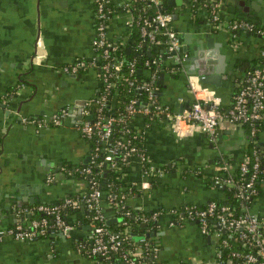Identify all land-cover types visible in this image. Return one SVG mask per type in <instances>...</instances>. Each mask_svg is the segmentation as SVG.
I'll return each instance as SVG.
<instances>
[{
	"label": "crops",
	"instance_id": "0c3cea01",
	"mask_svg": "<svg viewBox=\"0 0 264 264\" xmlns=\"http://www.w3.org/2000/svg\"><path fill=\"white\" fill-rule=\"evenodd\" d=\"M196 1L175 0L171 5L166 0L170 11L176 13L172 27L179 35H187V39L183 36L182 39L189 43L188 53L194 56L196 52L187 64L195 70L200 64L208 67L209 75L214 76L215 82L203 83L208 86L201 87L198 94L206 99L215 98L221 108H226L241 75L258 62L264 50L263 35L247 29L234 34L227 25L231 20L245 19L264 29V0H218L224 24L217 30L208 28L210 12L202 5H194ZM120 2L110 0L116 9L110 15L107 35L127 52V48L135 50L133 28L126 22L127 14L118 9ZM93 5L91 0H0V226L13 225L26 216L13 217L18 207H14L12 213H6L3 208L7 204L4 193L10 191L8 187L14 183L25 184L27 193L38 196L43 202L86 189L84 178L60 168L63 163L83 166L84 159L90 155L89 142L72 124L78 120L86 100L98 94L101 83L97 67L70 74L64 72L62 66L78 57L89 59L93 55ZM203 35L212 36L213 43L207 45L204 38L198 46L197 39L206 37ZM192 46L197 47L193 50ZM144 52L150 57H163L165 66L161 65L156 72L155 82L159 101L176 110L180 104L189 105L193 96L188 90V76L198 74L189 72L191 69L183 65L176 73L168 71L166 49L161 42L149 43ZM135 55L140 57L136 50ZM138 68L141 71L137 73L143 79L153 71L151 67ZM161 73L163 77L159 79ZM2 103L6 106L2 107ZM62 107L68 108V114L58 125L38 126L17 120L18 116L44 118L47 123L51 114ZM5 108H9V113ZM132 120L142 134L149 160L164 167V171L150 181L149 187L142 184L148 176L137 157L127 162L122 173L125 184L133 187L125 194L129 210H166L154 228L159 234L151 236L159 245L155 259L162 264L200 261L216 264L220 235L202 233L194 221L177 222L171 210L186 203L200 204L210 198H222L223 192L211 182L210 175L220 171L222 165L230 171L238 167L247 156L252 136L243 125L228 121L221 122L212 137L199 127L177 133L165 121L147 123L141 116ZM255 140L264 148V122ZM47 164L51 170L44 169ZM49 175L53 176L52 181H47ZM258 184L259 191L249 209L264 221V177ZM77 233L87 238L90 235L88 224ZM90 263L88 257L75 250L74 241L58 231L34 240L11 236L0 240V264Z\"/></svg>",
	"mask_w": 264,
	"mask_h": 264
},
{
	"label": "built area",
	"instance_id": "2783aa9c",
	"mask_svg": "<svg viewBox=\"0 0 264 264\" xmlns=\"http://www.w3.org/2000/svg\"><path fill=\"white\" fill-rule=\"evenodd\" d=\"M94 4V35L92 38L93 55L89 58L78 57L72 62L62 66L66 73L76 74L88 67L98 68V77L101 83L99 95L94 98V109L90 110L92 98L86 100L80 111V117L73 122V126L79 130L83 137L97 135L102 143L101 150L104 151L103 158L98 160V145L90 154L89 160L101 165L103 162L113 163L114 155L123 149V157H137L145 176L143 185L149 187L150 176H156L164 171L162 165L152 163L146 155L143 144V150L139 147L127 144L118 138H113L114 125L117 122L125 121V116L133 119L134 116H141L147 123L165 121L177 131L183 133L199 127L203 132L213 137L219 125L223 121L232 124L248 125L251 136H256L257 131L264 122V50L261 52V63L248 67L238 80L236 90L233 94L230 105L221 108L215 98L206 99L201 97L198 92L201 90V81L199 75L188 76V90L193 99L189 105L181 110L173 109L167 104L159 101L156 93L157 71L161 69V55L147 56L142 63H138L134 57L125 63L124 59L117 54V49L122 45L109 39L107 32L109 26L110 0H91ZM132 1L139 0H121L120 7L127 14L128 25L137 27L139 38L132 47L143 54L149 43L161 42L166 49L165 60L168 62L167 69L172 73L181 68L186 53L182 51V40L178 32L172 27L173 14L170 10L162 9V0H147L146 4L131 9ZM195 4L202 5L209 10L208 28L217 30L223 27L224 20L221 15V7L218 0H198ZM148 8L153 9L148 13ZM228 29L234 34L241 30H255L258 34L264 36V29L257 27L251 21L245 19L231 20L227 25ZM125 63V64H124ZM127 66L129 77H126L129 88L133 87L143 91L146 95V102L137 104L136 98H131L125 104V116L105 113L109 104L110 89L117 86V79L120 78V70ZM140 66L151 67L153 69L149 77L137 79L133 76ZM203 88V87H202ZM99 89V90H100ZM68 108L62 107L55 111L49 117L48 122L44 118L22 117V123L33 122L38 126L52 124L58 125L66 118ZM90 116V117H89ZM259 150L254 148V160L250 161L246 156L238 164L239 174L237 177L224 165L220 171L225 173L215 174L213 183L218 187L230 185L237 190L236 195L244 200L251 201L258 193L255 182H258L259 173L264 171L258 159ZM80 172L89 175L92 172L90 165L82 166ZM195 173L200 172L195 170ZM151 176V177H152ZM53 176L49 175L47 181H52ZM90 190L79 191L76 195H65L55 202H34L24 204L16 208V215L32 216L35 213H41V217H32L26 224L18 220L13 225L0 226V240L4 236H11L18 240H34L45 236L49 230H55L74 241V225L65 215L64 210L68 208L83 207L87 212V221L90 228L88 243L82 240L74 241L75 250L88 257L90 264H161L155 259L159 251V246L151 242L147 235L129 232V217L132 211L125 204V193L108 192L106 199L114 208V216L122 217L115 223L126 224L125 230L110 228L106 223L107 215L104 213L100 204L102 189L100 183L94 176L89 178ZM241 211L233 215L230 206L224 204L218 207L215 200H209L204 206L197 203H186L180 207L171 210L176 217L177 222L194 221L198 224L202 233H215L220 235L221 230H236L238 238L250 250L242 252L241 250H231L230 255L239 259V263H233L231 258H224L223 250L219 248L217 252L216 264H264V221L257 213L249 209V205L241 203ZM166 210L159 208L151 212L138 211L135 218L142 223H153L154 228L158 226L159 216ZM216 218L217 228L212 229L208 221L209 217ZM51 218V220H49ZM226 239L220 240L219 246L226 244ZM201 262V261H200ZM200 262L192 264H202Z\"/></svg>",
	"mask_w": 264,
	"mask_h": 264
},
{
	"label": "trees",
	"instance_id": "16d2710c",
	"mask_svg": "<svg viewBox=\"0 0 264 264\" xmlns=\"http://www.w3.org/2000/svg\"><path fill=\"white\" fill-rule=\"evenodd\" d=\"M147 2V0H139L137 2L132 1L130 7L131 9L135 12V8L136 7H140L145 5ZM94 6V5H93ZM109 9H110V15L115 11L116 6L113 3H109ZM118 9L120 11L123 12V10L121 9V7ZM162 9L164 10H171V7L169 5H167L166 0H162ZM153 9L148 8V13L152 12ZM139 38V30L137 27H133L132 30V43H135ZM117 54H119L126 62H128L129 60H131L132 58L136 57L138 63H142L144 61V59L147 57L146 53L144 52L140 57H138L137 55H135V50L126 52L123 48L121 49H117ZM262 58L260 57L258 62L255 65H258L261 63ZM124 63V64H125ZM162 66H165L164 63L162 62ZM251 67V66H250ZM120 78L117 79V86H114V88L110 89V93H109V106L108 109L106 110L105 113L109 114V113H113V114H118V115H122V117L125 116V104L131 99V98H136L137 99V104H143L146 102V95L143 91L137 90L133 87L129 88L128 84H127V80L126 77H129L128 74V69L127 66H123L122 69L120 70ZM133 76L136 77L137 79L141 80L143 79V77L141 76V74L134 72ZM99 78V77H98ZM103 89H100L98 94L99 95ZM96 96L92 97V103L90 104V110L94 109V98ZM159 97V96H158ZM137 117L134 116L133 119H136ZM144 120H147L144 118ZM135 120L129 119L128 116H125V121H120L115 123L114 125V132L112 137L113 138H118L121 139L122 141L126 142L127 144H132L135 145L137 147H139L140 149L143 150V146L141 145V138L139 136V131L134 127L135 125ZM146 122V121H145ZM244 126V125H243ZM244 127H246L247 131H249V126L245 125ZM250 133V132H249ZM257 135V133H256ZM256 136H252L248 146H247V156L249 157L250 161L254 160V154H253V149L256 148L259 150V154H258V159L260 161V165L262 167H264V148H261L259 145V142H257L255 140ZM86 138V140L89 142V148H90V154L94 151V147L96 145H98L100 147V149L97 151L98 153V160H101L103 158V154L104 151L101 150V146L102 143L98 140L97 135L93 134L91 137H84ZM123 149L116 155H114L113 158V163L109 164V162H103L101 165L96 164L95 162H91L90 160L86 163L87 165L91 166L92 172L89 175L83 174L82 172H80V169L82 168V166H77V167H72L68 164L63 163L62 164V168H60L63 172L67 173H71V174H75V175H80L82 178H84L86 180V191L90 190V184H89V178L90 176H94L97 180L98 183H101L102 179H103V173L104 171L106 172L105 175V184L106 186L103 188V186H101L102 189H104L107 193L108 192H123L125 194H127L128 192L132 191L133 187H130L128 185H126L125 180L122 178V173L127 165V162L132 159L131 157H123ZM105 163V164H104ZM225 173V170L223 171H218L216 173H214L212 176L210 175V179L211 182H213V177L215 174H221V173ZM233 173V176L237 177L239 174V167H236L233 171H230ZM199 174H201V172H198ZM259 178H258V182H255V185L259 191L258 188V183L259 181L264 177V171H262L261 173H259ZM152 176V175H151ZM149 177L150 180H152L154 178V176ZM218 187V186H217ZM220 188V187H219ZM221 191L223 192L222 198H210L209 200H215L218 207L220 205H228L230 206V208L232 209V213L233 215L238 214L241 211V203H247L250 206V202L251 201H244L242 199H240L236 193L237 190L230 186V185H226L225 187H221L220 188ZM79 191H71L69 193H67L66 195H71L74 196L78 193ZM65 196V195H64ZM62 198V197H61ZM59 199H54L52 201L49 202H55L60 200ZM209 200H207L206 202H208ZM107 202V199H106ZM206 202L204 203H200L197 204L199 206H204L206 204ZM149 212V211H147ZM65 215L71 220L72 224L74 225V230H73V237H74V241L76 240H82L85 241L86 243H88V239H86L85 237L79 235L77 233V231H79L81 229V227L86 223L87 221V212L86 210L83 209V207H77V208H68L64 210ZM135 211H132V214L129 217V232L131 234L133 233H139V234H145L148 231H151L152 229H154L153 223H142L139 220H137L135 217L137 215ZM41 213H35L34 215L28 217L27 215L24 216V218L22 219L25 220L27 219V221L32 218V217H41ZM49 220H51V218H49ZM208 221L210 223V226L212 229L217 228V224H216V218L213 217H209ZM197 224V223H196ZM198 225V224H197ZM110 228H114V229H123L125 230L126 228V224L123 223H118V224H114V225H110L108 226ZM57 231H53V230H49L48 232H46L45 236L55 233ZM238 233L236 230H221L220 232V240L222 239H226V244H222L219 246L220 249L223 250V257L226 258H231L233 263H239V259L233 257L230 255L231 250L237 249V250H241L242 252H246L249 251L250 248L245 246L243 243H241V240L238 238ZM148 237V236H147ZM149 239V237H148ZM151 242H153L154 244H157L156 242H154L151 239H149ZM158 245V244H157ZM159 246V245H158ZM160 263L162 264V262L160 261Z\"/></svg>",
	"mask_w": 264,
	"mask_h": 264
},
{
	"label": "water",
	"instance_id": "95a60500",
	"mask_svg": "<svg viewBox=\"0 0 264 264\" xmlns=\"http://www.w3.org/2000/svg\"><path fill=\"white\" fill-rule=\"evenodd\" d=\"M174 1L175 0H169V4H171V5L174 4ZM172 14H173V18H175L176 17V13H172ZM252 33L256 34L255 32H252ZM206 34H209V33H206ZM180 36H181V40H182V43H183L182 44V51L184 53H186V56H185V58L183 60V66L186 67V68L189 67V69H191V70H188L189 72L191 71L192 73H196V74H198L200 76V81H201L200 83H202V85H201L202 87H207L208 86V85L206 86V84L203 85V83L215 82L214 76L211 77L209 75L210 69L208 70V67L205 68V67H203L200 64V66H198V68H196V70H195L194 68L192 69V65L187 64V62H189V61L194 59L193 57H195L196 52L194 53L195 54L194 56L193 55L191 56V54L188 53L190 51V46L187 45V44H189L188 41L186 43L182 39V36L185 39H187V35L186 34H181ZM203 36H206V37H202L200 39H197L198 46L202 45V42H203L204 38H205V42H206L207 45L210 44V42H211V44L213 43V37L212 36H208V35H203ZM196 47L197 46H192L193 50H195ZM129 50H130V48H127V52H129ZM137 71L140 72L141 68H137ZM162 77H163V74L161 73L159 75V79L162 78ZM1 106L5 107L6 104L2 103ZM183 106H187V104H184V105L180 104L178 109L181 110L183 108ZM5 110L7 111V113H9V108H5ZM78 117H80V116H78ZM17 120H18V122H22L20 116H18ZM89 157H90V155L86 156V158L84 159L83 166H85L86 163L89 161ZM40 163L44 164L42 161H40ZM40 163L38 162V164H40ZM44 169L46 171L51 170L50 164L45 165ZM56 169L57 168H54V170H56ZM105 175H106V172L104 171L103 179H102V181L100 183V188H101V186H103V188L106 186V184H105ZM8 189H10V191L4 193V200L7 202V204L3 208H4L6 213H12L14 207L15 208L16 207H20V206H22L24 204H30V203H34V202H43L42 200H40L38 198V196H34V195L32 196L31 194H28L27 193V189L25 188V184L14 183V184H12V186L8 187ZM106 196H107V192L104 189H102V195H101L100 204L102 206V209H103L104 213L107 215V219H106L107 225H112L116 221L122 220V217L113 216V213H114L115 210H114V208L112 206H108V204L106 202ZM12 214H13V217H16L15 213H12ZM155 234H159V231L153 229V230L148 231V232L145 233V235H147L149 237V239H151V236H153ZM207 237H209V235H207Z\"/></svg>",
	"mask_w": 264,
	"mask_h": 264
}]
</instances>
